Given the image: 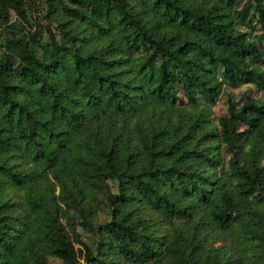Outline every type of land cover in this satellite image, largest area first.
<instances>
[{
	"label": "trees",
	"instance_id": "obj_1",
	"mask_svg": "<svg viewBox=\"0 0 264 264\" xmlns=\"http://www.w3.org/2000/svg\"><path fill=\"white\" fill-rule=\"evenodd\" d=\"M51 258L264 264V0H0V264Z\"/></svg>",
	"mask_w": 264,
	"mask_h": 264
},
{
	"label": "rangeland",
	"instance_id": "obj_2",
	"mask_svg": "<svg viewBox=\"0 0 264 264\" xmlns=\"http://www.w3.org/2000/svg\"><path fill=\"white\" fill-rule=\"evenodd\" d=\"M16 27H18V24H15ZM250 86H241L239 88H225L224 92H222L221 97L218 101V103L214 106V112H215V119L217 120L219 117L223 116L226 111H227V100H228V95L230 93H233L237 96H239L241 93L243 92H247V94H254V95H258L260 93H258L256 90H249ZM243 127H245V125H242ZM115 182L114 181H109V185L110 187L113 188V190L115 191L116 187H115ZM110 219V214L109 211L105 208V210L101 211L99 214V218H98V222L104 223L105 221ZM82 239L87 242L90 243L92 241V238L89 237L86 233H82ZM75 243H76V250L78 252L79 255L83 254V245L79 244L77 242V238H75ZM51 264H63L62 261L58 258H51L50 260Z\"/></svg>",
	"mask_w": 264,
	"mask_h": 264
}]
</instances>
